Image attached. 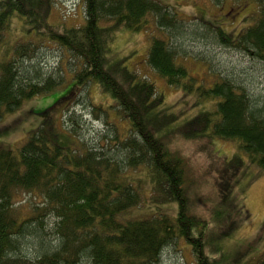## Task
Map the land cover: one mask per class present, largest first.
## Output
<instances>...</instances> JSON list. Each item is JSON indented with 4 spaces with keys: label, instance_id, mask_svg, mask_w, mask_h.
<instances>
[{
    "label": "trees",
    "instance_id": "16d2710c",
    "mask_svg": "<svg viewBox=\"0 0 264 264\" xmlns=\"http://www.w3.org/2000/svg\"><path fill=\"white\" fill-rule=\"evenodd\" d=\"M81 1L83 24L67 26L51 21L54 0H0V121L25 101L64 88V70L51 71L46 57L59 50L80 63L71 78L74 88L98 86L120 107L129 128L125 136L106 135L99 147L78 139L63 146L45 124L14 149L0 145V264H162L165 252L181 241L191 247L197 264H212L204 248L221 228L214 218L211 226L196 212L201 198L193 187L189 159L172 147L171 129L187 138L236 141L237 167H244L246 158L264 168V95H253L236 80L214 73L211 87L195 85L198 79L171 40L187 30L169 5L156 0ZM224 1L214 0L219 5ZM231 1L243 6L252 1L256 10L243 17L236 33L200 19L205 31L216 43L264 64V0ZM154 25L156 32H149ZM124 30L150 35L146 61L168 85L199 91L196 105L202 109L184 124L165 128L177 116L167 108L160 111L165 97L155 83L123 59L110 58ZM70 106L63 117L78 137L79 122L69 116ZM91 106L97 118L98 111L106 118L112 110L117 115L112 105L92 101ZM147 165L150 190L158 193L150 202L145 184L132 175ZM21 194L32 201L18 206ZM258 264H264V253Z\"/></svg>",
    "mask_w": 264,
    "mask_h": 264
},
{
    "label": "rangeland",
    "instance_id": "374dc122",
    "mask_svg": "<svg viewBox=\"0 0 264 264\" xmlns=\"http://www.w3.org/2000/svg\"><path fill=\"white\" fill-rule=\"evenodd\" d=\"M156 1L169 5L172 12L175 10L174 12L183 18L186 34L181 31V34L178 33L179 40H171L179 50L180 59L186 57L185 61L191 74L198 79L195 85L203 82L206 87H211L216 80L214 74H217L236 80L246 86L253 95H264V64L253 60L240 50L216 43L214 36H208L202 21L207 19L215 26L225 25L228 32L236 33L244 25L243 17H248L256 10V4L249 1L247 6H243V3L238 4L231 0H225L220 5L214 0ZM53 6L50 17L52 22L67 26L83 24V1L54 0ZM235 27L238 28L234 29ZM156 29L154 25L149 32ZM157 33L159 34L158 31ZM150 42V35L146 32L124 30L119 33L113 45L110 58L123 59L139 76L155 83L158 91L165 97V105L160 111L166 112L167 108L168 113L177 116L176 120L165 128L184 124L202 109L196 105L197 99H201L199 91L195 89L188 93L184 88L168 85L146 61ZM46 57H49L51 71L60 67L68 81L59 91L27 100L16 111L3 118L0 121V145L14 149L17 142L24 140L30 131L45 124L54 141L63 146L74 144L78 139L77 141L83 144L99 147L104 143L106 135L127 134L129 124L122 118L120 107L103 94L98 86L89 84L74 88L76 82L71 78L80 65L78 61L67 59L68 55L59 50L50 51ZM71 91L73 92L69 95ZM92 101L105 106L112 105L118 116L114 115L112 110L106 118L105 113L98 111L100 113L97 118L91 106ZM68 105H71L72 110V115L69 116L79 122L78 127L76 126L78 137L72 133L74 126H71L70 122L66 124L67 116L63 117V109L68 108ZM171 130L174 132L171 136L172 147L180 150L189 159L188 166L195 179L193 187L201 198L196 205V212L210 221L211 226L215 223L212 220L214 218L221 228V234L211 235L204 248L212 264H258L264 253V168L249 164L246 158L245 166L237 167V162L233 161L235 154H239L236 141L206 136L187 138L185 134L178 133L177 129ZM240 155L245 157L243 153ZM149 173L151 172L148 165L132 173L135 174V182L145 184L144 194L147 195V202L158 197L156 191L150 190L153 183L149 182ZM30 197L27 194L19 195L18 206L27 205L32 201ZM218 206L220 211L215 209ZM162 264L197 263L191 247L187 248L181 241L178 246H171L165 252Z\"/></svg>",
    "mask_w": 264,
    "mask_h": 264
}]
</instances>
